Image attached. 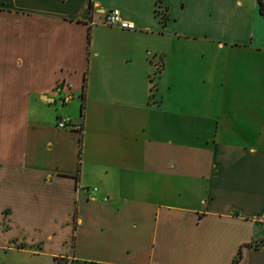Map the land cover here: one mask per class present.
Listing matches in <instances>:
<instances>
[{
    "label": "crops",
    "instance_id": "0c3cea01",
    "mask_svg": "<svg viewBox=\"0 0 264 264\" xmlns=\"http://www.w3.org/2000/svg\"><path fill=\"white\" fill-rule=\"evenodd\" d=\"M263 239L259 0H0V253L264 264Z\"/></svg>",
    "mask_w": 264,
    "mask_h": 264
},
{
    "label": "built area",
    "instance_id": "2783aa9c",
    "mask_svg": "<svg viewBox=\"0 0 264 264\" xmlns=\"http://www.w3.org/2000/svg\"><path fill=\"white\" fill-rule=\"evenodd\" d=\"M102 15V23L108 27H116L123 31H135L136 29L135 25L131 22L124 20L121 16V13L116 9L105 11ZM70 124V119H61L58 122V127L64 129Z\"/></svg>",
    "mask_w": 264,
    "mask_h": 264
},
{
    "label": "rangeland",
    "instance_id": "374dc122",
    "mask_svg": "<svg viewBox=\"0 0 264 264\" xmlns=\"http://www.w3.org/2000/svg\"><path fill=\"white\" fill-rule=\"evenodd\" d=\"M81 124H79V127ZM0 264H52L51 262L47 260H39L36 258H32L31 256L24 255L20 258H14L13 256L4 255L3 253H0Z\"/></svg>",
    "mask_w": 264,
    "mask_h": 264
},
{
    "label": "trees",
    "instance_id": "16d2710c",
    "mask_svg": "<svg viewBox=\"0 0 264 264\" xmlns=\"http://www.w3.org/2000/svg\"><path fill=\"white\" fill-rule=\"evenodd\" d=\"M261 3V12L264 14V8H263V3L262 0H259ZM86 88V79L84 80V89ZM82 100L84 101V93L82 95ZM83 110H84V103L82 104L81 108V117L83 116ZM262 243H264V239L262 240ZM242 259V251L240 250L237 254V256L234 258L232 264H240Z\"/></svg>",
    "mask_w": 264,
    "mask_h": 264
}]
</instances>
